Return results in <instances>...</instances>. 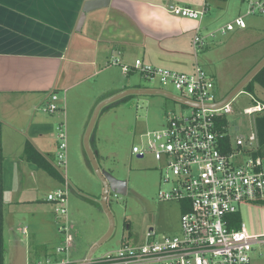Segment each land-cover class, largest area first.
<instances>
[{"label":"rangeland","instance_id":"374dc122","mask_svg":"<svg viewBox=\"0 0 264 264\" xmlns=\"http://www.w3.org/2000/svg\"><path fill=\"white\" fill-rule=\"evenodd\" d=\"M208 3L209 11L201 19L202 34L215 31L233 18L244 15L247 8V3L243 0H208ZM244 23L240 28L235 27L224 34H216L214 38H207L204 49L197 52L200 65L213 75L218 99L227 96L264 55V14H245ZM192 35L193 31L191 37ZM188 54L194 64L191 40ZM173 62L178 66L187 65L182 59H175ZM114 75L118 77L123 90L160 88L180 95V91L172 84H164L158 78H146L138 72L123 75L120 69ZM255 99L264 102V90L258 85H255L253 93L242 89L230 100L232 112L225 116L226 133L233 144L236 136L247 137L253 129L252 116L256 113L250 115L244 113L243 109L252 106ZM192 110V106L160 94H133L99 112L93 129L99 167L125 181L127 190L125 195L113 192L108 194L107 203L114 218V229L110 237L97 246L93 257L117 250L123 241L130 244L144 243L149 228L155 232L156 238L180 231L181 202L158 197L159 190H168L170 186V183L162 179V163L154 159L151 153L138 157L131 150L133 146H140L142 133L160 128L171 115H187ZM46 116L55 118L56 114L47 113ZM55 125L54 122L49 148H46L45 143H41L40 147L48 153L56 166ZM74 126L71 120L66 132V164L56 166L63 180L51 177L33 165L31 174L25 171L23 176L17 174L18 167L15 164L12 168V157L22 152L20 141L24 138L34 141L36 128L26 131L25 135L10 129L0 132L5 141L6 155L3 182L6 187L4 264H35L45 262L46 259L51 262L64 259L79 262L106 233L109 221L100 205L103 185L88 162L90 171H82L80 167H84L83 163L86 164L87 156L81 136L76 137L74 134ZM44 133L50 134V131ZM67 178H73L78 183L79 192L69 191ZM21 180L23 189L21 192H14ZM59 188L66 190L64 215L55 212L54 202L46 200L49 192ZM17 197L29 202L14 204L12 200ZM238 215L249 234L264 237V202L243 203L238 207ZM124 221L127 222V227L123 226ZM23 227L27 230L23 231ZM66 235L72 239L70 248L56 252V247L64 244ZM253 248L250 264H264V243H255Z\"/></svg>","mask_w":264,"mask_h":264},{"label":"crops","instance_id":"0c3cea01","mask_svg":"<svg viewBox=\"0 0 264 264\" xmlns=\"http://www.w3.org/2000/svg\"><path fill=\"white\" fill-rule=\"evenodd\" d=\"M87 1L0 0V132L10 129L25 135L32 128L37 131L34 141H20L22 152L12 157V168L14 164L18 167V175L23 176L25 171L31 174L32 165L36 166L23 157L26 141L52 163L40 144L49 148L54 122L64 120L67 132L72 120L74 134L83 142L96 104L123 90L114 73L118 69L123 75L131 72L124 73L122 65H131L140 58L155 66L192 69L189 40L202 20L174 16L167 6L176 3L199 9L206 3L207 11L210 8L208 0H109L87 12L79 24ZM175 59L187 65L178 66ZM52 92L57 95L59 110L48 115L56 114L55 118L44 114ZM95 139L92 131L90 143L94 149ZM0 146L4 182L6 155L1 133ZM83 164L82 171H90L87 161ZM66 182L69 191H80L73 178ZM22 189L21 180L14 192ZM5 194L4 185V202ZM24 201L20 197L12 200L14 204Z\"/></svg>","mask_w":264,"mask_h":264},{"label":"built area","instance_id":"2783aa9c","mask_svg":"<svg viewBox=\"0 0 264 264\" xmlns=\"http://www.w3.org/2000/svg\"><path fill=\"white\" fill-rule=\"evenodd\" d=\"M243 1L247 3L245 14H264V0ZM167 10L174 16L200 22L207 7L203 4L196 9L172 3ZM244 15L205 34L201 33L199 24L194 28L191 48L195 59L191 71L151 65L140 58L131 65H122L124 73L138 72L146 78L172 84L180 91L179 96L196 105L189 114L171 115L160 128L142 133L140 146L131 150L141 157L151 153L162 163V179L170 186L168 190H159L158 197L181 202L180 231L156 238L149 229L144 243L123 241L117 250L100 257L87 260L84 257L79 262L46 259L35 264H250L253 245L264 243V237L249 234L241 220L234 226L233 216L243 203L264 202V151L259 145L253 115L264 109V102L255 99L252 106L243 109L244 113L253 115V129L247 137L236 136L230 152L222 151L221 139L227 133L226 128L219 127L218 117L232 112L231 101L220 103L224 97L218 99L213 77L197 59V52L206 45L207 38L244 26ZM57 99L52 92L44 111L49 114L58 111ZM54 131L56 166H65L64 121H58ZM46 200L55 203V212L66 214L65 189L49 192ZM63 242L56 252L67 251L72 239L66 235Z\"/></svg>","mask_w":264,"mask_h":264},{"label":"water","instance_id":"95a60500","mask_svg":"<svg viewBox=\"0 0 264 264\" xmlns=\"http://www.w3.org/2000/svg\"><path fill=\"white\" fill-rule=\"evenodd\" d=\"M109 2V0H89L87 1L81 10V14L79 17V24H82L85 14L89 12L92 9H95L97 7H101L106 5ZM264 66V56L247 72V74L235 85V87L225 96L220 103H225L229 100H231L238 92L242 90V88L246 85V83L251 80V78ZM133 94H160L169 98H172L174 100L180 101L182 103L188 104L190 106H196L192 101L187 100L179 95L172 94L168 91L162 90L160 88L158 89H147V88H128L124 89L122 91H119L115 94H112L108 97L103 98L100 100L96 106L93 109V112L89 118V121L87 123L84 136H83V146L84 150L86 152L87 156V162L90 165L91 169L95 173V175L98 177V179L101 181L103 185V192L100 199V205L102 207V210L105 212V214L108 217V229L106 233L96 242L94 243L89 251L87 252L85 256V260L91 258L97 248V246L104 240H106L113 232L114 229V218L113 215L108 207L107 198L108 194L110 192H113L115 194L125 195L127 186L126 182L123 180H119L115 178L109 171L105 169H101L98 164V155L97 150L94 149L91 146L90 143V137L91 133L93 131L97 116L99 115V112L106 106L113 104L114 102L123 99L124 97L133 95ZM219 103V104H220ZM141 157V156H138ZM151 229V228H149Z\"/></svg>","mask_w":264,"mask_h":264},{"label":"trees","instance_id":"16d2710c","mask_svg":"<svg viewBox=\"0 0 264 264\" xmlns=\"http://www.w3.org/2000/svg\"><path fill=\"white\" fill-rule=\"evenodd\" d=\"M205 6L207 7L206 3ZM255 85L260 86L264 90V66L249 80L246 85L242 88L243 90L253 93ZM109 106V105H108ZM106 106V107H108ZM104 107V108H106ZM103 108V109H104ZM102 109V110H103ZM219 127L222 126L226 128L227 120L225 116H219ZM254 124L256 128V133L259 141V145L264 151V109L255 114ZM222 151L230 152L231 150V140L229 135L225 134L221 139ZM23 157L36 165L38 168L44 170L48 175L59 180L63 178L58 173L57 169L49 162V160L44 157L38 150L31 144V142L26 141L23 148ZM3 152L0 146V264L4 263V238H3V222H4V184H3ZM235 220L234 226L237 227L236 222H240L238 214L233 216Z\"/></svg>","mask_w":264,"mask_h":264},{"label":"flooded vegetation","instance_id":"af4514ba","mask_svg":"<svg viewBox=\"0 0 264 264\" xmlns=\"http://www.w3.org/2000/svg\"><path fill=\"white\" fill-rule=\"evenodd\" d=\"M126 225V226H125ZM123 226H125V227H127L128 226V224H127V222L126 221H124L123 222Z\"/></svg>","mask_w":264,"mask_h":264}]
</instances>
